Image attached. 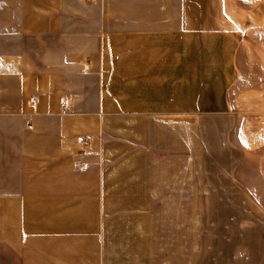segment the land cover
<instances>
[{
  "label": "crops",
  "instance_id": "obj_1",
  "mask_svg": "<svg viewBox=\"0 0 264 264\" xmlns=\"http://www.w3.org/2000/svg\"><path fill=\"white\" fill-rule=\"evenodd\" d=\"M0 264H264V0H0Z\"/></svg>",
  "mask_w": 264,
  "mask_h": 264
},
{
  "label": "built area",
  "instance_id": "obj_2",
  "mask_svg": "<svg viewBox=\"0 0 264 264\" xmlns=\"http://www.w3.org/2000/svg\"><path fill=\"white\" fill-rule=\"evenodd\" d=\"M84 168H87V165H85Z\"/></svg>",
  "mask_w": 264,
  "mask_h": 264
},
{
  "label": "rangeland",
  "instance_id": "obj_3",
  "mask_svg": "<svg viewBox=\"0 0 264 264\" xmlns=\"http://www.w3.org/2000/svg\"><path fill=\"white\" fill-rule=\"evenodd\" d=\"M3 256H1V260H2Z\"/></svg>",
  "mask_w": 264,
  "mask_h": 264
}]
</instances>
